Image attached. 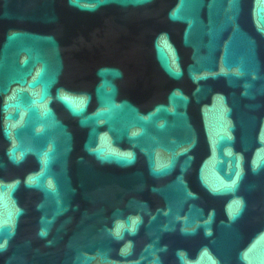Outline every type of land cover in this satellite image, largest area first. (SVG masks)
I'll return each mask as SVG.
<instances>
[{
	"label": "water",
	"instance_id": "water-1",
	"mask_svg": "<svg viewBox=\"0 0 264 264\" xmlns=\"http://www.w3.org/2000/svg\"><path fill=\"white\" fill-rule=\"evenodd\" d=\"M0 264H264V0H0Z\"/></svg>",
	"mask_w": 264,
	"mask_h": 264
}]
</instances>
